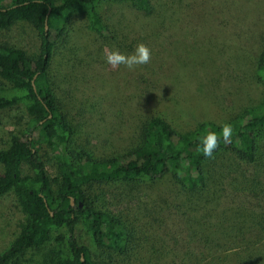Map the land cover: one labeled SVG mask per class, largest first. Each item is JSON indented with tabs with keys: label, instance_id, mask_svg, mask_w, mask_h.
Returning a JSON list of instances; mask_svg holds the SVG:
<instances>
[{
	"label": "trees",
	"instance_id": "16d2710c",
	"mask_svg": "<svg viewBox=\"0 0 264 264\" xmlns=\"http://www.w3.org/2000/svg\"><path fill=\"white\" fill-rule=\"evenodd\" d=\"M101 1L0 0V78L9 85L0 87V110L21 104L28 116L23 134L11 136L8 146L0 149V196L11 191L25 214L18 234L0 252V264H14L26 249L44 244L52 228L60 227L65 229L68 254L36 264H97L88 246L74 237L77 224L107 256H120L123 264L133 260L146 264L141 262L144 255L159 256L172 248L165 239L149 241L156 236L153 231L162 227L161 221L170 218L172 226L178 224L174 235L185 244L184 251L202 252L207 244L202 233L208 232L221 240L217 247L231 251L230 264H261L264 163L258 164V157L264 139V36L259 38L252 64V76L260 87L257 100L235 108L208 103L206 117L192 126L152 112L134 125V145L93 154L74 146L75 127L58 94L52 58L62 48L73 15L82 16L87 28L97 34L108 33L98 10ZM128 1L150 10L149 0ZM19 23L35 33V51L29 53L3 39ZM224 123L234 130L231 143L221 140L215 158L206 159L198 151L200 138L209 130L219 132ZM222 155L226 163L218 166L215 161L222 163ZM22 165L30 173L22 174ZM168 179L175 181L178 191L171 204L158 193ZM217 181L219 194L214 196L208 185L216 186ZM116 184L127 189L144 185L150 193L156 189L162 202L155 200L139 217L112 211L103 186Z\"/></svg>",
	"mask_w": 264,
	"mask_h": 264
},
{
	"label": "rangeland",
	"instance_id": "374dc122",
	"mask_svg": "<svg viewBox=\"0 0 264 264\" xmlns=\"http://www.w3.org/2000/svg\"><path fill=\"white\" fill-rule=\"evenodd\" d=\"M149 3L150 10L145 12L128 0H102L98 10L107 26L108 33L104 35L87 28L82 16L71 17L62 48L52 61L53 72L59 79L58 94L75 127L74 146L93 154L114 153L134 145L133 127L143 115L157 111L175 124L192 126L206 117L208 103L235 108L259 98L260 87L252 76V64L259 38L264 36V0H149ZM3 39L29 53L37 46L35 33L21 23L5 33ZM141 42L151 49L149 64L129 71L123 66L112 69L105 62V48L130 54ZM8 86L0 78V87ZM27 122L21 104L0 110V149L8 146L11 136H21ZM259 145L258 164H261L264 139ZM215 163L221 166L226 163L225 157L222 155V163L221 159ZM47 169L50 176L55 175L51 167ZM21 173L30 171L22 165ZM167 184L158 193H163L171 204L178 192L177 184L172 179ZM103 187L111 210L123 214L138 217L146 214V209L158 199L156 189L150 193L144 185L131 189L119 184ZM208 187L214 196L219 194L218 181L216 186ZM170 219L161 221L162 227L153 231L156 236L149 241L165 239L172 248L165 249L161 256L144 255L141 262L230 264L231 251L217 247L221 240L208 232L202 233V239L207 241L202 252L192 248L184 251L185 244L174 235L178 224L172 226ZM24 223L25 214L16 196L11 191L1 195L0 252ZM74 237L88 246L97 264L125 262L120 256L110 257L97 249L81 224L76 225ZM67 254L64 227L52 228L44 244L26 249L14 264H36ZM261 257L264 255L258 260ZM260 263L264 264V260Z\"/></svg>",
	"mask_w": 264,
	"mask_h": 264
},
{
	"label": "clouds",
	"instance_id": "9594fccd",
	"mask_svg": "<svg viewBox=\"0 0 264 264\" xmlns=\"http://www.w3.org/2000/svg\"><path fill=\"white\" fill-rule=\"evenodd\" d=\"M105 62L112 68L118 69L123 66L129 71H134L140 66L147 65L151 62V49L144 43H138L134 51L130 54L122 53L119 49L104 50ZM234 130L228 123H224L219 132L209 130L201 136L198 151L206 159H214V152L220 147L221 140L223 143H231Z\"/></svg>",
	"mask_w": 264,
	"mask_h": 264
},
{
	"label": "water",
	"instance_id": "95a60500",
	"mask_svg": "<svg viewBox=\"0 0 264 264\" xmlns=\"http://www.w3.org/2000/svg\"><path fill=\"white\" fill-rule=\"evenodd\" d=\"M46 25L44 26V29H46ZM48 116H49V114H48ZM70 204L72 205L73 204V199L70 197Z\"/></svg>",
	"mask_w": 264,
	"mask_h": 264
}]
</instances>
